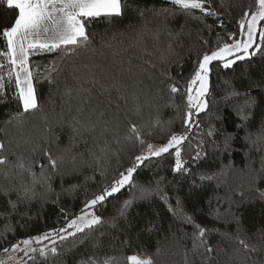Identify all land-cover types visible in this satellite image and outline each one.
<instances>
[{
    "label": "trees",
    "instance_id": "1",
    "mask_svg": "<svg viewBox=\"0 0 264 264\" xmlns=\"http://www.w3.org/2000/svg\"><path fill=\"white\" fill-rule=\"evenodd\" d=\"M211 6L218 16L197 11L194 17L169 0H123L122 16L88 25V47L67 57H30L38 108L16 119L11 117L22 109L4 69L0 142L5 147L0 156L8 163L0 165V253L17 241L64 227L81 214L86 201L131 167L147 144L186 133L181 148L187 172H173L175 150L145 160L131 184L91 209L104 222L78 234L83 243L79 238L60 242L58 255L43 261L36 254V264H80L89 257L97 264L107 257L128 264L131 255L154 264H264V55L228 69L214 61L208 106L193 117L190 131L183 124L186 88L198 59L241 38L238 21L245 11H255L256 0H211ZM17 15L18 10L0 4V33ZM0 50H6L2 36ZM85 63L103 65L106 72L97 69L101 83L110 84L111 76L119 74L127 102L115 90L101 95L99 85L85 91L91 84L73 78ZM53 64L55 70L49 71ZM170 85L179 91L171 93ZM81 96L90 97L86 107L105 112L107 126L95 117L91 123L73 121ZM248 99L254 103L242 117L238 113ZM130 123L138 126L144 144L128 138ZM45 151L57 161L55 171ZM197 152L200 157L193 160ZM140 186L150 194L141 198ZM197 225L206 229L203 239L211 253L204 246L193 248ZM238 237L257 251H245Z\"/></svg>",
    "mask_w": 264,
    "mask_h": 264
},
{
    "label": "snow or ice",
    "instance_id": "2",
    "mask_svg": "<svg viewBox=\"0 0 264 264\" xmlns=\"http://www.w3.org/2000/svg\"><path fill=\"white\" fill-rule=\"evenodd\" d=\"M169 3L194 17L197 11L206 17L218 16V13L211 6V0H169ZM0 4H6L8 9L18 10V15L12 26L3 29L0 33L5 41L6 48V50H0V95L5 94L3 72L7 67L8 83L12 85L14 81L15 93L13 99L18 101L22 109V112L17 113L11 119H16L38 108L34 87L35 76L31 70L30 57L43 53H57L62 57L71 56L78 49L89 46L90 37L86 29L93 20L100 18L111 20L113 17H120L123 14V0H0ZM140 15L143 17L144 12L141 11ZM261 22H264V0H256V10L252 12L245 11L238 21L241 38L234 40L232 43H224L222 46H218L217 49L212 50L210 54L205 53L202 59H198V66L191 75L186 88L188 107L183 124L187 131L191 130L190 122L193 119L194 112L199 114L208 106L204 97L209 91L210 65L214 61L222 62V67L228 69L237 61L250 60L258 53L264 55V46L256 42L257 34L260 40L264 41V24ZM116 35V33H113L112 38L115 39ZM119 35L123 36L125 34L120 33ZM142 39V35H138V40ZM168 47L171 50V44ZM97 69L102 73L107 71L103 65L85 63L81 69H77L80 75H74L73 78L78 83L91 84L92 87L85 90L89 93H91L92 88L99 85L103 89L101 95L104 93L110 94L112 90H115L118 93V98L127 102V95L121 91L123 86L119 83V74L111 76L110 84L101 83L100 77L97 75ZM48 70H55L54 64ZM170 91L171 93H177L179 89L175 85H170ZM68 95H71V92ZM247 95L251 96V93ZM80 100L81 103L76 107L75 114L72 116L76 124H81L82 121L91 123L93 117H95L97 121H104L105 126H107L109 121L104 120L105 112L103 110H98L96 107H86L90 103V97L81 96ZM253 103L254 100L248 99L238 115L244 117V108L250 107ZM92 127L94 129L95 125H92ZM129 133L131 134L128 137L129 139L134 137L140 144L145 143L137 125L130 123ZM208 134L211 136L212 131L210 130ZM187 139L186 133H173L163 145L147 144V154L137 155L131 167H128L125 172H121L119 178L115 179L109 187H105L101 193L86 201L84 208L81 209V214L68 221L64 227L51 229L37 236L17 241L11 245L10 249L5 248L3 251L23 252L24 257L36 264V254L43 261H47L49 255H58L57 245L60 242H65L69 238H79L80 242L83 243V237H78V234L86 235L95 226L104 222L101 217L89 210L94 209L96 205L119 193L126 185L131 184L133 173L145 160L160 157L164 153H169L170 149H174L175 166L173 172H187L186 162L182 159L181 148ZM225 146L227 147V141H225ZM4 147L5 145L0 142V151ZM44 155L48 156L49 164L52 170L55 171L57 161L52 159L51 154L47 151ZM199 157L200 152H197L192 159L197 160ZM6 163H8L7 158L0 156V165ZM20 167L23 168L22 162ZM139 191L141 198L145 194H150V190L143 186L139 187ZM131 204V199L124 201L120 209L121 216L125 214L126 209ZM13 207H15L14 204ZM170 210L176 211L175 209ZM185 219L190 223L192 222L191 217L186 216ZM196 233H198V236ZM205 234L206 229L197 225L196 232L193 235V248L204 246L205 251L211 253L213 249L208 247L203 239ZM45 241L49 243L46 244ZM237 242L245 251H257L255 247L249 248L246 241L239 239V237ZM33 244L39 247H33ZM21 259L23 260V258ZM127 260L128 264H154L151 258H142L139 255H131L127 257ZM24 264H27V261H24ZM80 264H97V261L89 257L88 260H82ZM104 264H116V258L107 257Z\"/></svg>",
    "mask_w": 264,
    "mask_h": 264
},
{
    "label": "rangeland",
    "instance_id": "3",
    "mask_svg": "<svg viewBox=\"0 0 264 264\" xmlns=\"http://www.w3.org/2000/svg\"><path fill=\"white\" fill-rule=\"evenodd\" d=\"M256 10V9H255ZM250 18V17H249ZM257 43H260V38H259V35L257 34V41H256ZM251 51V50H250ZM208 54H210V53H208ZM193 94H195V93H193ZM204 99H205V97H204ZM206 100V99H205ZM75 109L76 108H73V111H74V114H75ZM194 111V110H193ZM196 114H195V112H194V115H193V117L195 116ZM190 125H191V122H190ZM164 144V143H163ZM163 144H157V145H154V146H160V145H163ZM170 150H174V149H170ZM141 154H147V148L141 153ZM140 154V155H141ZM89 211H91V209L89 210ZM72 219H74V218H72ZM72 219H70V220H72ZM69 220V221H70ZM35 236H37V235H35ZM31 237H34V236H31ZM28 238H30V237H28ZM45 243L47 244V243H49L48 241H45ZM22 247V246H21ZM33 247H39L38 245H35V244H33ZM10 249V248H9ZM21 258H23V260L21 259ZM27 257H24V253L23 252H20V251H17V252H12V251H8V252H5V251H3L2 253H0V262H2V264H17L18 262L20 263V262H22V261H24L25 259H26Z\"/></svg>",
    "mask_w": 264,
    "mask_h": 264
}]
</instances>
